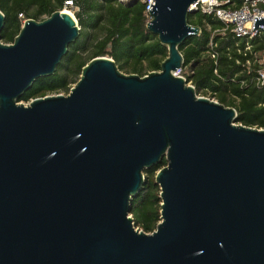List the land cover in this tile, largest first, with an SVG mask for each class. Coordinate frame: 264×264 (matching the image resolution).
<instances>
[{
  "label": "water",
  "instance_id": "1",
  "mask_svg": "<svg viewBox=\"0 0 264 264\" xmlns=\"http://www.w3.org/2000/svg\"><path fill=\"white\" fill-rule=\"evenodd\" d=\"M152 1L146 29L168 53L143 77L99 57L68 94L20 102L80 28L62 10L0 41V264H264V129L173 76L201 33L188 24L197 0ZM163 159L148 234L131 201Z\"/></svg>",
  "mask_w": 264,
  "mask_h": 264
},
{
  "label": "trees",
  "instance_id": "2",
  "mask_svg": "<svg viewBox=\"0 0 264 264\" xmlns=\"http://www.w3.org/2000/svg\"><path fill=\"white\" fill-rule=\"evenodd\" d=\"M71 2L72 8L65 6ZM69 10L80 28L77 40L69 45L56 71L40 78L19 99L30 102L47 95L68 94L79 80L82 68L99 57L111 58L126 75L143 77L160 71L167 48L146 29L149 16L144 0H0L4 28L3 44H12L24 21H42L56 11ZM188 24L201 33L178 47L182 55V76L197 95L207 97L236 112V124L264 129V85L258 71L264 54V36L259 35L245 50L228 27L209 16L195 14ZM166 161L143 172L141 191L131 201L129 215L135 228L152 233L160 222V189L156 172Z\"/></svg>",
  "mask_w": 264,
  "mask_h": 264
},
{
  "label": "built area",
  "instance_id": "3",
  "mask_svg": "<svg viewBox=\"0 0 264 264\" xmlns=\"http://www.w3.org/2000/svg\"><path fill=\"white\" fill-rule=\"evenodd\" d=\"M144 1L148 14L153 1ZM65 6L72 8L71 2H65ZM191 8L197 12L196 14L209 16L222 22L225 29L230 27L237 39L244 40L245 50L250 49L251 41L254 38L259 35L264 36L261 30L252 31L255 19L264 20V0H197ZM262 58L258 71V83L264 85V54ZM172 74L175 77L184 78L181 67Z\"/></svg>",
  "mask_w": 264,
  "mask_h": 264
},
{
  "label": "rangeland",
  "instance_id": "4",
  "mask_svg": "<svg viewBox=\"0 0 264 264\" xmlns=\"http://www.w3.org/2000/svg\"><path fill=\"white\" fill-rule=\"evenodd\" d=\"M65 11L69 12V13L71 14V16L74 18V20L76 21L74 15H73L69 10H65ZM60 94H63V93H60ZM64 95H65V94H64Z\"/></svg>",
  "mask_w": 264,
  "mask_h": 264
},
{
  "label": "bare ground",
  "instance_id": "5",
  "mask_svg": "<svg viewBox=\"0 0 264 264\" xmlns=\"http://www.w3.org/2000/svg\"><path fill=\"white\" fill-rule=\"evenodd\" d=\"M65 11V10H64ZM66 13L70 14L69 12L65 11Z\"/></svg>",
  "mask_w": 264,
  "mask_h": 264
}]
</instances>
